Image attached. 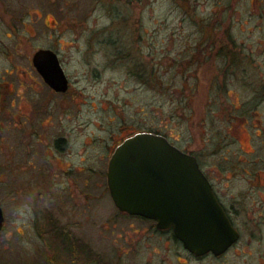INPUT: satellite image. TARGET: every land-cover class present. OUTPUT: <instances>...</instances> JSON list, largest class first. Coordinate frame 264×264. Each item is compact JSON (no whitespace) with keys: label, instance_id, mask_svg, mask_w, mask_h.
Segmentation results:
<instances>
[{"label":"rangeland","instance_id":"374dc122","mask_svg":"<svg viewBox=\"0 0 264 264\" xmlns=\"http://www.w3.org/2000/svg\"><path fill=\"white\" fill-rule=\"evenodd\" d=\"M39 49L71 81L61 107L42 85L24 91ZM0 94L15 99L0 116V264H37L42 239L46 264H68L49 219L89 245L77 264H264V0H0ZM22 94L41 106L29 125ZM141 131L200 160L240 232L235 249L186 260L116 209L108 160Z\"/></svg>","mask_w":264,"mask_h":264},{"label":"water","instance_id":"95a60500","mask_svg":"<svg viewBox=\"0 0 264 264\" xmlns=\"http://www.w3.org/2000/svg\"><path fill=\"white\" fill-rule=\"evenodd\" d=\"M32 64L44 82L65 92L67 80L51 50H38ZM110 198L120 213L172 229L195 256L224 254L239 235L216 201L196 159L158 134L136 133L111 154L106 173ZM0 207V231L3 227Z\"/></svg>","mask_w":264,"mask_h":264},{"label":"flooded vegetation","instance_id":"af4514ba","mask_svg":"<svg viewBox=\"0 0 264 264\" xmlns=\"http://www.w3.org/2000/svg\"><path fill=\"white\" fill-rule=\"evenodd\" d=\"M39 50H41V49H39ZM44 50H49V49H44ZM52 51V50H51ZM53 52V51H52ZM54 53V52H53ZM56 54V53H55ZM56 56H57V58H58V61H59V57H58V55L56 54ZM31 66H32V70H34V72L36 73V77L35 78H32L33 80H31L33 83H34V85L35 86H33L31 83H30V79L27 77V72L26 71H24L23 72V74L25 75L24 77H25V79H24V82H23V86H24V91L27 93L28 91H30V92H37L38 91V88L42 85L46 90H47V92H48V94H49V96L52 98V104H54L55 103V108H57V107H61V105L62 104H65L64 103V101H62L64 98H69V97H73V96H71L72 94H70L71 93V90H72V85H71V81L69 80V78H68V76L66 75V73H65V71H64V69L62 68V66H61V64H60V61H59V64H60V67L62 68V70H63V73H64V75H65V77H66V80H67V88H66V91L65 92H56L55 90H53L52 88H50L45 82H44V80H43V78H42V76L39 74V72L36 70V68L33 66V64H32V59H31ZM13 94H11V96L9 95V97L10 98H8L7 96H2L1 94H0V102H2V104H0V116H3V117H12L11 116V114H12V112H11V109H13V107H14V101H15V99L13 98V96H12ZM16 97H18V98H20V96L19 95H16ZM28 96H26V95H24V94H22V96H21V101H22V105H21V107H23L24 109H25V111H26V116H25V118H26V120H25V123H24V125H29V114H31L32 112H33V115H34V117L36 116V114H34V112H35V110H34V108H36V109H38L39 107L41 108V106L39 105V106H37V107H35V105L33 106V105H31L30 104V102H29V100H28V98H27ZM32 100H34V99H32ZM4 102V103H3ZM54 108V107H53ZM52 108V109H53ZM39 117V116H38ZM52 120H53V118H52ZM52 120H50V121H52ZM37 122V125H38V127H43V125H40L39 126V122H40V120H37L36 121ZM245 125L246 126H249L250 125V121L249 122H247L246 121V123H245ZM29 129V127H26V130H28ZM31 131V130H30ZM30 131H28V135H30ZM143 131H141V132H137V133H142ZM144 133H152V132H150V131H145ZM41 134L42 133H40L39 131L38 132H36V136H38L37 138L39 139V142H38V144H40V145H42L41 143H42V138H41ZM134 134H136V133H134ZM134 134H132V135H134ZM153 134H155V133H153ZM260 134H261V131H260ZM260 134L259 135H256V137L257 138H260ZM132 135H130V136H132ZM160 135V134H159ZM130 136H128V137H130ZM162 136V135H161ZM128 137H126V138H128ZM164 137V136H163ZM125 138V139H126ZM166 138V137H165ZM125 139H123L122 141H124ZM167 139V138H166ZM168 140V139H167ZM239 140H240V143H241V145L243 144V145H245L246 144V140H245V138L244 137H240L239 138ZM122 141H120L115 147H114V149L122 142ZM169 141V140H168ZM59 142H66L65 141V138H59V137H57V138H54V141H53V143H54V145H55V147L57 148V149H59ZM169 143L170 144H172L174 147H176V148H178L177 146H175L172 142H170L169 141ZM248 143V142H247ZM36 144H37V142H36ZM37 144V145H38ZM260 144H261V146L262 147H264V140L263 141H261L260 142ZM62 145V144H61ZM61 149H62V147H61ZM114 149H113V151H114ZM180 151H182V152H184V153H186V154H189V155H192L195 159H196V162H197V164H198V167H199V169H200V171L203 173V175H204V177L207 179V181H208V183H209V185H210V187H211V191H212V193H213V195H214V197H215V199H216V201L218 202V204L220 205V207L222 208V210L224 211V213H225V215H226V217L228 218V220H229V222H230V224H231V226L234 228V230H236L237 231V233H238V235H239V237H238V239L236 240V242L225 252V253H227L228 251H230V250H233V249H235L236 247H237V245H238V243L241 241V237H240V232H239V230L235 227V225H234V223H233V221H232V219L230 218V215H229V211H228V208L221 202V199L219 198V196H218V194H217V192L215 191V188H214V186H213V183L211 182V180H210V178L208 177V174L206 173V171H204L203 170V165H201V162H200V160L195 156V155H193V154H190V153H188V152H186L185 150H182V149H180V148H178ZM245 149H248V147L246 146L245 147ZM113 151L111 152V154L113 153ZM111 154H110V156H111ZM110 158V157H109ZM109 161V160H108ZM55 165V168L52 166V170L53 171H59L60 170V168H59V166H57V164L55 163L54 164ZM231 165V164H230ZM49 166H50V164H49ZM107 166H108V164H107ZM232 167H236L234 164L233 165H231V166H228V169H231ZM51 168V167H50ZM239 168H241V169H239V171H241V172H243L245 175H247L248 177L249 176H253L254 178H255V175H254V172H252L251 171V167H248V166H241V167H239ZM61 171V170H60ZM64 173H66V171H64ZM107 173V172H106ZM106 183H107V180H106ZM107 190H108V188H107ZM108 193H109V191H108ZM140 219H143V218H140ZM144 220H146V219H144ZM147 221H149L150 223H152V228H153V230L155 231V233L156 234H160V235H167V237H168V242H170L171 244H173L177 249H179V251L181 252V253H183L184 255H185V258H186V260L187 259H189V260H192V261H201V260H205L206 258H213V259H219L220 257H222L223 255H225V253L224 254H222V255H220V256H217V257H215V256H213L211 253H208V254H206V255H204V256H195V255H193V254H191L190 252H188L186 249H184V247L182 246V243L178 240V239H176L175 238V236H174V234H173V231H172V229H167V230H160V229H158L157 227H156V222L155 221H152V220H147ZM48 226H50L47 230H46V233L45 234H50V231L51 230H57V232H58V230L59 231H61V230H63L65 233H67L68 235H70V236H72L71 235V233L70 232H68V230L66 229V228H64V227H62L61 225H60V223L55 219V220H53L52 219V222L50 223V222H48ZM57 232H52L55 236H57V235H59L60 236V234H58ZM47 240V239H46ZM40 241H42V249L40 250V255H42L41 257H40V261L37 263V264H46L45 262H46V260H45V256H47L46 255V251L48 250H46V243H43V241L45 242V240L44 239H42V240H40ZM48 241H49V239H48ZM248 241H250V240H248ZM60 245H62L63 246V252H64V257L66 258L65 260L68 262V264H77V258H79V257H81V256H79V255H77V253H81V252H85V254L87 255V254H89V245L87 244V243H84L81 239H77L76 237H71V238H69V239H65V238H62V239H60ZM53 260H51L50 262L51 263H53V262H57V261H59V260H57L56 258H52ZM61 262H62V260H60Z\"/></svg>","mask_w":264,"mask_h":264},{"label":"trees","instance_id":"16d2710c","mask_svg":"<svg viewBox=\"0 0 264 264\" xmlns=\"http://www.w3.org/2000/svg\"><path fill=\"white\" fill-rule=\"evenodd\" d=\"M152 133H154V132H152ZM155 134H158V133L155 132ZM136 218H137V217H136ZM139 219H140V218H139ZM49 222H50V223L52 222L51 219H49ZM59 230H60V229H59ZM59 230H58L59 233L57 232V230H51L49 235H54L52 232H57L58 234L61 235V238L69 239V238L73 237V236H70V235H68L67 233H65L63 230H61V231H59ZM97 260H98V259H97Z\"/></svg>","mask_w":264,"mask_h":264},{"label":"bare ground","instance_id":"6f19581e","mask_svg":"<svg viewBox=\"0 0 264 264\" xmlns=\"http://www.w3.org/2000/svg\"><path fill=\"white\" fill-rule=\"evenodd\" d=\"M47 24H50V21L49 20H47Z\"/></svg>","mask_w":264,"mask_h":264}]
</instances>
